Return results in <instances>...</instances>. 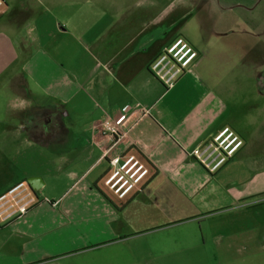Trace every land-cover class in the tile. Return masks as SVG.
I'll return each mask as SVG.
<instances>
[{
  "label": "crops",
  "instance_id": "crops-1",
  "mask_svg": "<svg viewBox=\"0 0 264 264\" xmlns=\"http://www.w3.org/2000/svg\"><path fill=\"white\" fill-rule=\"evenodd\" d=\"M29 1L0 10V194L30 176L43 185L24 215L0 220V264L260 262L264 169L246 175L237 102L222 97L221 68L246 45L215 29L213 4ZM177 36L197 56L166 88L150 64ZM253 86L264 92L261 75ZM125 106L126 133H103ZM224 125L244 143L210 173L190 151ZM125 154L149 172L118 198L103 179L109 157Z\"/></svg>",
  "mask_w": 264,
  "mask_h": 264
},
{
  "label": "built area",
  "instance_id": "built-area-1",
  "mask_svg": "<svg viewBox=\"0 0 264 264\" xmlns=\"http://www.w3.org/2000/svg\"><path fill=\"white\" fill-rule=\"evenodd\" d=\"M5 2L0 0V10ZM197 56V50L183 36L175 37L151 62V72L170 88L178 77L189 70ZM130 106H125L115 119H106L101 131L114 139L126 133L123 129L128 119ZM243 138L229 125H224L210 138L190 151L208 172L214 173L242 147ZM110 169L103 181L105 186L118 198L132 192L148 175L149 168L144 161L133 154L114 155L108 159ZM36 193L26 180H20L0 194V220L9 221L24 215L36 202Z\"/></svg>",
  "mask_w": 264,
  "mask_h": 264
},
{
  "label": "rangeland",
  "instance_id": "rangeland-1",
  "mask_svg": "<svg viewBox=\"0 0 264 264\" xmlns=\"http://www.w3.org/2000/svg\"><path fill=\"white\" fill-rule=\"evenodd\" d=\"M50 2L52 0H46L45 4ZM29 3L34 4L33 0ZM204 4H213L212 9L218 22L216 30L229 31L233 38L232 43H235L237 48L246 45L243 58L231 56L228 63H224L221 68V74L224 76L222 97L227 103L237 102V127L247 135L248 142L238 156L247 155L252 159V169L249 171V168L246 175L256 174L258 166L264 169V92H256L253 86H257L259 75L264 80V0H204ZM178 11L181 14V11ZM177 16L175 11V17ZM194 22V16L191 14L189 31L194 35L192 37H197L199 30ZM106 190L110 192L107 188ZM250 264H264V256L260 262L255 260Z\"/></svg>",
  "mask_w": 264,
  "mask_h": 264
},
{
  "label": "water",
  "instance_id": "water-1",
  "mask_svg": "<svg viewBox=\"0 0 264 264\" xmlns=\"http://www.w3.org/2000/svg\"><path fill=\"white\" fill-rule=\"evenodd\" d=\"M26 181L29 183L30 187L37 191L40 189V187L43 185V180L39 176H30L26 179Z\"/></svg>",
  "mask_w": 264,
  "mask_h": 264
}]
</instances>
